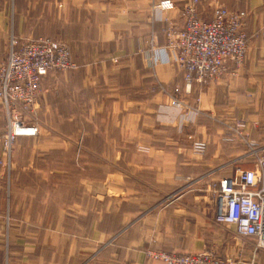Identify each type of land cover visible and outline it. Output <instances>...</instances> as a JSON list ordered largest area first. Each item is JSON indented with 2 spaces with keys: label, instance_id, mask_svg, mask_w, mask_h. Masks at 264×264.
Listing matches in <instances>:
<instances>
[{
  "label": "crops",
  "instance_id": "obj_1",
  "mask_svg": "<svg viewBox=\"0 0 264 264\" xmlns=\"http://www.w3.org/2000/svg\"><path fill=\"white\" fill-rule=\"evenodd\" d=\"M190 1L0 0V62L12 37H51L77 65L44 78L39 134L16 142L9 182L0 166V264H164L147 252L207 249L264 264V248L216 221L206 188L246 149L225 141L226 124L244 120L264 143V0H201L203 19L211 3L247 12L246 63L195 82L184 112L169 92L185 73L156 52ZM4 128L0 106V160ZM190 137L207 143L204 156Z\"/></svg>",
  "mask_w": 264,
  "mask_h": 264
},
{
  "label": "built area",
  "instance_id": "obj_2",
  "mask_svg": "<svg viewBox=\"0 0 264 264\" xmlns=\"http://www.w3.org/2000/svg\"><path fill=\"white\" fill-rule=\"evenodd\" d=\"M199 6V0L187 4L182 13L184 26L166 27V45L156 52L162 54L165 62L176 63L185 73L183 91L176 88L169 92L172 103L184 112H189L192 106L183 100V94L191 92L195 82L203 84L220 79L227 73L230 63L241 70L245 67L248 49L247 12L217 5L212 19L204 20L200 17ZM159 7L170 9L173 4L165 1ZM76 67L68 46L58 40L42 37L19 44L11 38L8 55L0 62V106L6 121L0 160L3 172L8 175L12 172L16 141L39 134V124L32 123L35 121L32 115L44 78L50 73L67 72ZM182 128L180 125L181 131ZM225 132V141L239 143L246 149L227 164V167H234L233 172L207 188L215 202L216 221L236 227L239 235L253 240L257 249H263L264 143L251 138L246 122L241 119L226 124ZM190 140L193 153L204 156L207 143L192 137ZM139 149L148 152L145 147ZM248 163L251 167H244ZM147 256L164 264H238L209 249L173 254L149 250Z\"/></svg>",
  "mask_w": 264,
  "mask_h": 264
},
{
  "label": "rangeland",
  "instance_id": "obj_3",
  "mask_svg": "<svg viewBox=\"0 0 264 264\" xmlns=\"http://www.w3.org/2000/svg\"><path fill=\"white\" fill-rule=\"evenodd\" d=\"M200 4H201V0H200ZM201 6H202V4H201ZM215 6H216V4H213V3H211L210 5H205L204 6V15H205V17L207 16V18H205L204 20H211V18L213 17V11H214V8H215ZM200 10V9H199ZM212 15V16H211ZM201 17V16H200ZM202 18V17H201ZM203 19V18H202ZM46 38H48V37H46ZM50 39H53V40H57V39H55V38H51V37H49ZM43 83V82H42ZM41 91V90H40ZM33 118H34V120L35 121H33L32 123H37L38 122V120H37V118H36V116H35V114L33 113ZM29 121V120H28ZM39 123V122H38ZM5 129H6V121H5V128H4V133H5ZM247 132L248 133H250V131H249V129H247ZM4 133H3V135H4ZM3 135H2V137H3ZM250 135H251V133H250ZM251 138H252V136H251ZM253 139V138H252ZM254 140V139H253ZM18 141V140H17ZM16 141V142H17ZM257 141V140H256ZM192 142V141H191ZM16 144L17 143H15V145H14V150H15V148H16ZM1 147H2V138H1ZM2 149V148H1ZM14 150H13V156H12V163H13V169H12V172L10 173V175H8V173H6L5 171L3 172L4 173V178L9 182L10 180H11V178H12V173H13V170H14ZM140 150V149H139ZM141 152V151H140ZM143 153V152H142ZM244 167H246V168H250L251 167V163H248V164H245V166ZM230 168H232L233 169V167H230ZM233 171V170H232ZM231 171V172H232ZM228 175V174H227ZM10 178V179H9ZM204 181V180H203ZM210 181H208L207 183H206V188H208V186L210 185Z\"/></svg>",
  "mask_w": 264,
  "mask_h": 264
},
{
  "label": "trees",
  "instance_id": "obj_4",
  "mask_svg": "<svg viewBox=\"0 0 264 264\" xmlns=\"http://www.w3.org/2000/svg\"><path fill=\"white\" fill-rule=\"evenodd\" d=\"M228 175H230V174H228ZM228 175H226V176H228Z\"/></svg>",
  "mask_w": 264,
  "mask_h": 264
}]
</instances>
